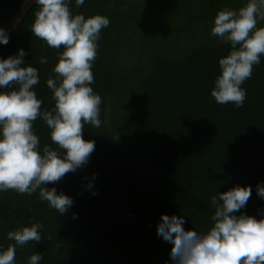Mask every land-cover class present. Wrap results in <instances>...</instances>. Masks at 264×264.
I'll return each instance as SVG.
<instances>
[{
  "label": "trees",
  "instance_id": "trees-1",
  "mask_svg": "<svg viewBox=\"0 0 264 264\" xmlns=\"http://www.w3.org/2000/svg\"><path fill=\"white\" fill-rule=\"evenodd\" d=\"M27 0H0V27L12 21ZM247 0H85L74 13L104 15L94 61V92L102 97V124L84 125V139L95 141L89 163L54 185L74 199L61 216L39 198L14 190L0 193V245L7 233L42 223V241L16 249L17 264L36 252L40 264H166L172 245L157 236L162 214L184 215L186 230L207 231L215 209L211 197L233 186L251 185L252 196L241 212L264 213L256 185L264 182V56L252 77L244 106L218 104L211 91L220 74L219 59L230 51L210 35L217 12L238 10ZM39 5L9 31L0 58L25 49L24 66L39 70L34 86L41 111L55 106L47 80L63 49L47 46L31 26ZM264 27V22L257 25ZM41 56L48 58L41 64ZM40 150L58 145L51 129L33 122ZM96 174L94 187L87 184ZM95 195H92V192ZM75 213V219L72 214ZM238 215L240 213H237ZM97 234L100 236L97 237ZM105 242V244H104Z\"/></svg>",
  "mask_w": 264,
  "mask_h": 264
},
{
  "label": "clouds",
  "instance_id": "clouds-1",
  "mask_svg": "<svg viewBox=\"0 0 264 264\" xmlns=\"http://www.w3.org/2000/svg\"><path fill=\"white\" fill-rule=\"evenodd\" d=\"M35 3L39 10L32 34L51 48L63 49L52 69L55 77L46 82L55 106L51 111H41L43 101L34 89L40 82L39 70L24 66L28 55L25 49L0 58V193L14 190L31 196L38 191L39 198L63 216L69 213L74 199L46 185H54L66 174L86 166L95 150V141L85 140L83 133L85 124L95 128L102 124V97L91 86L95 82L92 67L101 31L110 25V19L74 13L72 0ZM84 4L85 0H75L76 8ZM261 22L264 0H247L238 10L224 7L217 12L210 35L230 45L229 53L218 61L220 74L211 91L218 104L244 106L247 90L241 86L252 77L254 66L264 56V27L257 26ZM9 39V31L0 27V45H7ZM40 63L47 64L48 58L41 56ZM37 118L51 129L57 150L45 145L41 152L40 139L33 129ZM95 179L94 173L87 189L94 187ZM252 193L251 185L237 184L213 195V226L207 231L186 230L184 215L162 214L157 236L172 245L166 264H264V213L257 219L241 212ZM256 195L264 199V182L256 185ZM72 218H77L75 213ZM43 227L37 222L9 231L7 239L15 243L6 250L0 245V264H17L16 249L29 242L40 243ZM42 259V254L36 252L28 258V264H40Z\"/></svg>",
  "mask_w": 264,
  "mask_h": 264
},
{
  "label": "water",
  "instance_id": "water-1",
  "mask_svg": "<svg viewBox=\"0 0 264 264\" xmlns=\"http://www.w3.org/2000/svg\"><path fill=\"white\" fill-rule=\"evenodd\" d=\"M35 0H27L26 3L24 4L22 10L20 11V13L10 22L4 24L3 28L7 29L8 31L18 27L23 21L24 19L27 17V15L29 14L30 10L33 8V6L35 5ZM97 237L100 238V236L97 234ZM105 244V242H104ZM107 248L110 250L112 258H113V263L117 264V260L116 257L114 255V252L111 248V246H109L108 244H106Z\"/></svg>",
  "mask_w": 264,
  "mask_h": 264
}]
</instances>
